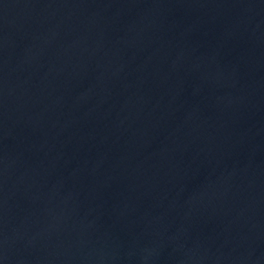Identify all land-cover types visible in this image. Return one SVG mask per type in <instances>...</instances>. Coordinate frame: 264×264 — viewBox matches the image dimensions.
<instances>
[{"label":"water","instance_id":"water-1","mask_svg":"<svg viewBox=\"0 0 264 264\" xmlns=\"http://www.w3.org/2000/svg\"><path fill=\"white\" fill-rule=\"evenodd\" d=\"M0 264H264V0H0Z\"/></svg>","mask_w":264,"mask_h":264}]
</instances>
